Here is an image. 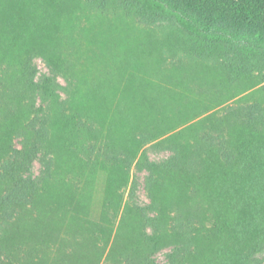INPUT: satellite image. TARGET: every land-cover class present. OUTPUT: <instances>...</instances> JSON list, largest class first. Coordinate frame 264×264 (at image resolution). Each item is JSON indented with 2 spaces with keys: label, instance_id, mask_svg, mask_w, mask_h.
Returning a JSON list of instances; mask_svg holds the SVG:
<instances>
[{
  "label": "trees",
  "instance_id": "16d2710c",
  "mask_svg": "<svg viewBox=\"0 0 264 264\" xmlns=\"http://www.w3.org/2000/svg\"><path fill=\"white\" fill-rule=\"evenodd\" d=\"M92 20L110 50L88 76L73 57ZM204 66L218 89L254 86L191 98ZM134 163L174 190L173 220L124 201ZM163 242L172 264H264V0H0V264H155Z\"/></svg>",
  "mask_w": 264,
  "mask_h": 264
},
{
  "label": "rangeland",
  "instance_id": "374dc122",
  "mask_svg": "<svg viewBox=\"0 0 264 264\" xmlns=\"http://www.w3.org/2000/svg\"><path fill=\"white\" fill-rule=\"evenodd\" d=\"M98 24H99L98 21L92 20L91 23H87L83 25L86 28H90L93 26L94 27L91 28L92 30L88 29L87 32L83 34V37L80 39L81 42L80 44H78V48L76 49L77 53L73 57V60L76 62L78 69L86 70V74L88 76L95 74L97 72V69L100 68L101 66L100 63L103 61V58L105 57L106 54H108L107 52H109L110 50L109 41H108L109 38L101 34L99 35L97 33ZM133 36H136V34H133ZM165 57H166V60L163 57L165 62L163 61L164 64L162 65V68L165 71H167V69L170 68L169 63L171 61L170 57L172 56H165ZM177 60L178 58L176 56L173 58L172 63H176ZM34 63L40 73L48 72L47 65L42 59L37 58L34 61ZM181 68H184L182 73L179 72L177 74L189 75V73L195 72L194 69L189 64L186 67H181ZM209 70H210L209 67L204 66L203 69H198V71L200 72L199 75H203L201 78H190V77L186 78L187 80L185 81L188 82V84L191 87V91H192V92L191 91L188 92V93L191 92V94H189L191 98L196 97L199 99H204L205 102L207 100V101H210V103L212 99H217L218 101H228V99L232 97L231 96L232 94L236 92L241 93L242 90L247 89L249 87H253L255 83V81L244 82V80L237 82V84L234 86L235 90L233 92L230 89H223V88L218 89V87H216L217 85L216 86L214 85V83L217 80L216 75L214 71L211 72V75H208L210 74L208 72ZM196 82L197 84L194 85V83ZM59 83L62 86H65V81L62 78H59ZM221 84H222V81H221ZM195 86H197L196 90L197 89L209 90L211 88V91H214L215 94L214 93L205 94V95L200 96V94H198L196 90L193 89V87ZM219 90L220 92H224V93L219 94L218 93ZM207 107L209 108V106ZM212 112L214 111H211V113ZM94 120H95L94 126L97 127L98 126L97 121H99L100 119L95 118ZM102 138L103 136L99 139V141H101ZM74 140L75 139H73V141ZM91 143H94V141H91ZM16 145L17 147H19L18 143ZM145 153H146L145 156L148 161L157 162V163H161L168 156H170V153L165 148H162V147L154 148V149L147 147L145 148ZM41 170H42L41 165L37 161L34 162L33 167H32L33 174L35 176H38ZM149 176L150 174L147 172L144 165L140 167V166H137L136 163L132 164L130 171H129L128 185L125 189H123L124 201L129 200L130 194L132 191L134 192L135 201L141 206L150 205L152 198L155 196L153 199H156V198L159 199L158 206L162 210V214L165 213L169 220H173L175 214L177 213V209L180 208L179 204L176 202V196L173 195L174 190L172 192L171 186H170L168 187V190L166 192L162 190L156 191V185L153 183L152 184L148 183ZM95 182H96V185H95V189L93 192L94 204H93L92 212L95 215H98L100 211V207H101L102 198H103L105 175L103 173L100 174L96 178ZM217 211H214V212H217ZM214 212L212 211L210 219L207 216L206 220L204 221V224L207 228H210L215 223V221H217L216 220L217 218L214 217L215 215ZM150 214L151 216L156 215L155 212H152ZM181 219L182 221H184V216H182ZM208 220H210L211 222L208 223L207 222ZM172 224L174 223L172 222ZM220 225L223 226L224 223L221 222ZM197 226H198V221L197 220L193 221L192 231L196 229ZM224 227L226 228L227 226L225 225ZM164 243L165 242H163L159 250L154 254L155 264H172V262L170 261L168 257V255L172 253V248H173L172 244L170 242H166L165 244ZM200 257L201 256H195L194 258H191L190 263L193 262L197 264V261L200 259ZM207 257L208 255H202L200 262H202L201 260H203L204 262L202 263L206 264L205 262L208 260ZM256 257L259 261L264 262V252L262 254H258ZM174 264H183V262L181 259H179ZM217 264H220V263L218 262Z\"/></svg>",
  "mask_w": 264,
  "mask_h": 264
}]
</instances>
